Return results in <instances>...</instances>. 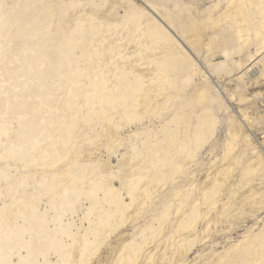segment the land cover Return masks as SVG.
<instances>
[{
    "label": "bare ground",
    "instance_id": "6f19581e",
    "mask_svg": "<svg viewBox=\"0 0 264 264\" xmlns=\"http://www.w3.org/2000/svg\"><path fill=\"white\" fill-rule=\"evenodd\" d=\"M163 1L167 5L175 3V7L146 0L163 18L158 20L154 16L145 19L146 8L132 0H0V179L7 176L16 159L47 165L41 166L45 176L40 183L26 185L21 178L10 177L0 182V189L5 188L9 196L21 197L16 199L19 209L12 212L0 195V264H85L105 243L102 229L115 232L125 218L128 221L130 216L138 215L139 209L146 210V201L159 188L178 178L181 166L161 178H155L154 172H163L171 163L169 153L177 145L185 118L178 112L188 101L185 94L195 88L196 95L206 96L214 86L209 79L194 80L201 68L183 42L173 36V30L197 53L204 54L207 49L206 61L212 69L216 67L209 57L218 49L223 54L221 64L230 77L240 79L245 71L254 76L262 74L257 65L262 63L264 54V0H221L227 4L226 10L207 25L196 19L193 39L187 36L193 31L179 12L181 0ZM183 5L189 10L185 1ZM122 8L124 13L120 12ZM209 29H220L219 38L206 42ZM201 31L205 34L201 35ZM198 38L203 43H198ZM232 45L238 48L232 50ZM242 52L247 53L249 63L236 60L241 70L238 73L229 60ZM182 80L185 83L181 84ZM173 94H178L175 101ZM216 99L221 101L219 95ZM143 100L147 109L139 108ZM161 108L176 113L165 131L172 138L169 148L162 141L160 148L156 142L151 149L147 143L151 137L139 142L138 132L137 143L128 137L125 147L131 154L120 160L117 172L107 170L109 163L101 166L82 160L85 144L92 142L84 139L86 134L81 135L86 126L93 128L107 121L103 132L110 140L106 145L110 149L111 145L122 146L125 142L121 136L124 122L143 121L149 114L160 113ZM116 114H121V120L114 124ZM199 118L197 145L205 141L201 136H214L219 123L215 115L210 126L204 125L203 114ZM189 144L186 136L181 150ZM141 156L146 159L145 170L141 169ZM260 163L264 167L263 159ZM49 166L78 173L65 183V174L51 177ZM70 170L67 174L72 173ZM234 170L221 169V180L216 176L213 186H206L197 194L193 186L189 193L172 190L174 199L163 197L158 214L144 233L157 240L160 227L171 219L176 199L184 198L182 202L186 204V198L196 196L192 211H182L183 228L196 224L197 230V224L207 220L210 211L223 200L224 211H231L233 197H226L224 188L231 182ZM252 175L264 176V169H246L237 188L242 189ZM114 180H119L121 186L116 187ZM57 183L58 192L54 188ZM123 191L130 203L125 202ZM50 194L48 203L40 209V201ZM259 196L262 195L253 200ZM84 200L90 206L82 221L90 222L95 217L97 222L95 228L90 224L83 232H77L66 218L76 213ZM202 205L208 209L202 210ZM91 236L94 241H90ZM173 240L168 238L167 245ZM185 243L180 238L178 250L185 251ZM144 244L145 239L127 242L113 264H136L135 259L146 249ZM220 264H264V229L231 246Z\"/></svg>",
    "mask_w": 264,
    "mask_h": 264
},
{
    "label": "rangeland",
    "instance_id": "374dc122",
    "mask_svg": "<svg viewBox=\"0 0 264 264\" xmlns=\"http://www.w3.org/2000/svg\"><path fill=\"white\" fill-rule=\"evenodd\" d=\"M132 1L142 8H146L147 15L144 17L145 19H148V16H154L158 20L163 19L146 0ZM151 1L157 5L175 7V3L167 5L163 0ZM184 1L189 5V10L185 9L183 5ZM220 3L221 0H181L179 12H181L182 17L188 22V27L190 26L189 30L193 31L188 33L187 36L189 35L193 39L194 32L196 31L194 30L196 28V19L204 25L209 24L212 19L216 20L227 8V4ZM218 4H220V8L216 9ZM120 12L124 13L125 8H122ZM148 12H150V15H148ZM224 27H227V25L224 24ZM209 30L211 32L205 35L206 42L219 38L218 33L220 29L217 31ZM172 33L176 39L178 38L183 42L184 46L191 53L190 55L193 60L201 68L199 77L194 80L209 79L214 89L206 96H202L196 95L194 93L195 88H192L188 92L189 94H185L188 96V101L178 111L185 118L183 119V125L180 126L177 145L174 151L169 153L172 156L171 163L163 172L160 169H155L154 172L155 178H161L166 173L171 172L174 167L181 166L183 170L180 172L178 178L176 180L170 179L167 185L159 188L153 194L152 199L146 201V210L142 212L139 209L138 215L134 217H131L129 214L130 220L127 221V218H125L115 232L106 233L102 229L105 233V243L101 249L96 251L93 259H88L87 263L84 261L85 264H105L106 262L113 264L115 256L127 242L131 240L143 241L144 239V247L146 249L141 252L138 259H135L136 264H220L222 256L231 246L238 244L247 235L257 234L264 229V176L252 175L249 179L250 181L252 179V181H249L248 185L241 186L242 189L237 188L238 181L243 177L246 169H258L259 171L260 169H264L260 163V160H264V54L262 55V63L257 65L258 69H262V74L254 76L252 74L249 75L245 71L240 80L237 76L230 77L227 74L226 68L221 64L223 54H221L220 50L215 49L214 53L209 57L210 63L216 67L212 69L206 61L209 55L207 49L203 50L204 54H199L182 40L178 32L173 30ZM204 34L205 32L201 31V35ZM197 40H199L198 43H203L201 38ZM217 43L223 47L221 39H218ZM236 48H238L236 45H232V50ZM246 55L247 53L242 52L241 54L234 55L229 60L231 66L237 68L238 73L241 70L238 68L237 61L249 63ZM194 80L191 84L194 83ZM221 80L224 85L220 83ZM183 83H185L184 80L181 81V84ZM177 95L173 94L174 101ZM217 95L221 97V101L216 99ZM61 96L63 97L64 95ZM210 97H214L215 99H211ZM147 107L148 104L143 100L139 108L147 109ZM201 114L205 118L204 125H211L212 115L219 118V123L214 136L209 135L210 138L201 136L205 138V141L197 145L195 140L197 139V125L200 122L199 116ZM175 115L174 111L169 112V110L161 108L160 113L155 116L149 114L143 121L136 123L124 122L125 127L121 131V136L126 138L125 142L122 146H120V143L111 145L110 149L106 148L110 140L104 136L103 132V129L107 126V121L103 122L102 125H93V128L86 126L82 130L81 135L86 134L84 139H92V142L90 145L85 144V155L82 156V160L86 164L97 162L101 166L103 163H109L110 168H107V170L113 169L117 172L120 160L125 155L129 156L131 154V150H127L125 147L130 141L128 137L132 136L133 144H135L137 143L135 134L138 132H141L139 142L146 140L148 136L151 137L152 141L147 140L151 149L154 148L153 144L156 142L158 143H156V146L160 148L159 143L162 141H165L163 146L169 148L172 138L165 131L168 128V121ZM120 120L121 114H116L112 123L115 124ZM186 136L190 144L186 150L182 151V140ZM161 152L163 153L162 149ZM152 153H154L153 150ZM60 155H63L62 151H60ZM142 156L139 161L141 162V169L145 170L146 164L144 161L146 159L142 158ZM16 161L9 173L6 172L7 176L0 179V182L6 180L8 177L11 179L21 178L23 183H27L26 185H32L31 182L33 181L42 182L45 176V169H41V166H44V163L23 162L20 159H16ZM70 162L68 161L67 163ZM47 169L51 175L56 173L59 175L65 174V183L69 181V178H74L78 173H74L70 169H50V166ZM221 169H235L231 182L224 188L226 189V197H233L231 211H224L226 205L223 200L218 203L214 210L210 211L207 220L203 219L197 224V230L194 229L196 224H192L190 228H183L181 221L184 214L182 211H192L196 196L194 199L191 196L186 198L189 199L186 204L182 202L184 198L176 199L175 206L171 212V219L162 224V227H160L161 231L159 232L160 236L157 240L153 241L152 236L148 235L147 232L146 234L144 233L149 221L158 214V209L164 201L163 197L167 196V200L173 198L172 190L189 193L191 186L197 189L195 191V194H197L202 188L214 185V180L216 176L219 177ZM68 170L72 173L67 174ZM54 176L56 175H52L51 177ZM114 185L120 187L121 183L119 180H114ZM54 188L56 192L60 191L58 183ZM3 189H0V195L4 197V203L10 208L9 210L13 212L19 209L20 205L16 203V199L19 198L21 200L19 194L11 197L7 190ZM227 190H234L235 192ZM258 195L262 196H259L257 200H253V197ZM51 196L50 194L40 201V209L44 208ZM123 197L126 203H130L131 199L128 195L125 196V191H123ZM89 206L90 204L86 200L82 201L80 204L81 208L76 213H70L66 218L67 221L73 223L74 231L83 232L90 224L95 228L97 222L95 217L90 218L91 223L88 220L82 221L88 214ZM204 208L205 210L208 209L206 205H202L201 209L203 210ZM177 230H180V233H176ZM171 237L174 240L167 245V239ZM180 238L186 240L184 245L186 247L185 251L183 249L178 250V240ZM94 240L95 238L91 236L90 241ZM25 254L23 253V255Z\"/></svg>",
    "mask_w": 264,
    "mask_h": 264
}]
</instances>
